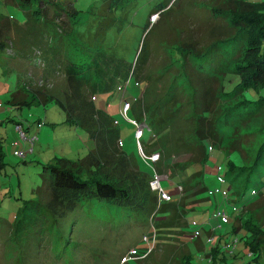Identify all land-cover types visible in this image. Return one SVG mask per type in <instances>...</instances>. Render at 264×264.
<instances>
[{"label":"rangeland","instance_id":"rangeland-1","mask_svg":"<svg viewBox=\"0 0 264 264\" xmlns=\"http://www.w3.org/2000/svg\"><path fill=\"white\" fill-rule=\"evenodd\" d=\"M71 4L82 18L64 30L62 20L68 21ZM106 4L107 0H48L43 14L53 29L39 14L29 16L18 0H0V43L6 46L0 49V154L6 163H0V264H259L253 261L248 244L253 232L243 225L250 222L264 231V154L248 174L249 181L243 183L238 170L255 162L264 141V106L250 114L251 119L247 114L212 117L201 111L198 128L197 119L189 121L192 85L179 75L181 67L206 62L198 53L234 36L229 11H245L243 0H129L109 25L97 14ZM100 24L105 31L98 34ZM56 29L66 33L63 36ZM96 50L127 65L138 58L129 83H120L112 93L97 94L94 102L98 111L115 122L121 139L118 148L122 143L130 156L124 161L120 154L116 167L147 174L154 171L150 181L156 173L165 177L162 188L170 200L159 201L158 206L161 211L178 206L179 211L160 239L157 225L166 217L164 212L153 218L155 212L146 222L127 218L118 207L114 213L105 212V218L103 214L98 217L100 212L92 217L82 211L68 215L67 219L79 218L69 229L67 220L59 229L48 227L47 231L39 226L36 231L42 229L44 235L37 240L33 238L35 225H27L21 233L14 230L25 202L35 204L28 215L49 225L47 206L37 204L49 199L48 177L37 163L52 159L54 163L59 158L78 162L94 144L85 131L66 124V115L56 102L39 100L30 107L12 103L18 81L30 79L26 82L32 84H27L30 91L44 102L46 95L62 99L68 88L64 65L84 62ZM53 60L60 71L48 67V73L38 79L43 65ZM222 79L223 73L214 76L212 72L207 81L192 79L195 88L204 87L197 103L220 98ZM224 83L231 91L238 76L227 74ZM30 91L26 93L34 95ZM244 95L256 106L264 88L247 90ZM241 99H222L213 112L220 115ZM126 102L131 104L129 109ZM132 121L144 128L143 139L138 138L141 147L136 140L138 127ZM17 123L32 126L31 133L43 126L37 130L39 142L27 164L15 153L24 145L14 131ZM153 156L158 160L151 162ZM105 171L115 180L121 178L113 166ZM189 181L196 185L192 194L184 189ZM253 190L261 196L256 199ZM153 198L158 201L157 193L153 192ZM239 203L242 208L236 206ZM219 213L228 215L226 224ZM178 219L185 226L178 225ZM261 248L260 264H264V243Z\"/></svg>","mask_w":264,"mask_h":264},{"label":"trees","instance_id":"trees-1","mask_svg":"<svg viewBox=\"0 0 264 264\" xmlns=\"http://www.w3.org/2000/svg\"><path fill=\"white\" fill-rule=\"evenodd\" d=\"M126 2H129V0H107V4L104 5L102 9H97V14L103 16L108 23L106 25H109V23L114 22L116 16L119 15L117 11L118 8L120 6L123 7ZM44 3L47 4L48 0H18L19 6L25 10L29 16H31L32 13H37L47 26L49 25L52 27L46 19L48 16L43 14L44 8H46ZM243 4L246 6L245 11H229L231 12V23L235 31L234 36L226 40H218L207 52L202 54L198 53L199 59H205L206 62L202 63L198 61V64L181 67L182 72L179 75H182L183 78L187 79L192 85L189 89L194 102L192 99L191 107L193 113L189 121L197 119L199 122L198 128L202 126L201 120L203 118L199 115L201 111H208L212 117H223L232 114L245 117L244 114H247V117L251 119V117L264 106V97H262V101L255 106V103L248 101L244 95L247 90L264 88V0H243ZM133 6L136 5L133 3L132 7ZM32 7L34 9H32L33 11L31 10ZM72 10L71 13L67 12L68 21L62 20L66 22L64 30L68 28L70 22H74L78 19L81 20L82 18L78 11L74 9L73 5ZM214 11L222 10L214 9ZM222 12L224 13V10ZM100 25L97 31L98 34L105 31L103 25ZM64 30L59 32L56 29L55 32L61 33L64 36L66 33ZM102 36H104V34ZM5 47L4 43H0V49H5ZM237 47L239 48L237 49ZM185 48L190 50L195 47ZM92 55L90 54L84 62H69L67 65H64L68 88L62 99H60V97L55 98L52 95H46L44 102L41 96L34 94L30 96L31 100L26 101L24 104V106L26 105L25 107H27L39 100L44 104L56 102L66 115V124L85 131L89 138L95 143V150L91 151L85 158L80 159L78 162H73L66 158H59L54 163H37L41 165L43 172L47 174L48 177L49 199L46 203L42 202L37 204L38 207L42 205L47 206L46 210L50 215L47 220L49 225L37 221L36 215H34V217L33 214H31V216L28 215V210L33 209L35 204L33 203L34 205H32L29 202H25V210L19 215L14 230L21 233L26 229L27 225H35L33 229L35 230L33 238L37 240L38 236L44 235L42 229L36 231V228L39 226L46 227L48 231V227L55 228L57 226L58 228L62 226L63 228V225L69 224V229V226L73 227V225L77 224L79 218L75 216L73 219H67L68 215H77L79 211H82L92 217L93 214L100 212V216L98 217H101L103 214L105 218V212L114 213L112 210L118 207L123 210L127 218H136V220H143L146 222L149 221V218L155 212L153 218L157 217L159 212H164L166 217L159 219L157 225V239H160L163 237V232H166V229L173 225L172 221L176 216L175 211L178 213L179 207L170 206L167 207L165 211H161L162 206H158V203H160L159 199L157 202L154 200L153 192L149 185L150 177L153 176L154 171L152 174H147L138 170L140 173L138 174V172L126 170L124 166L123 169H118L116 167L117 157L120 154L124 161L125 158L128 159L130 156L124 152L122 143L121 148H118V143L119 141L121 142V139L119 129H117V126L114 124L115 122L109 115L98 111L94 102V98L97 94L112 93L120 83L125 81L128 83L135 73V65L138 58H136L135 63L127 65L102 52L97 53V50L92 52ZM43 62L45 63V61ZM214 66H217V68L214 69ZM48 67H51V71H53L55 67L60 71L58 64H56L54 60L49 63L46 62V64L43 65L46 73H48ZM209 72H212L214 76L223 73L221 96L220 98L218 96L215 97L216 100L214 102L211 101L213 97H209L210 99H208V102H201L202 104H199L196 99L202 100L203 97L199 98V95L204 87L195 88L192 79L207 81ZM227 74H235L238 76V83L231 91L227 90L224 83ZM20 83H22V80H20ZM20 86L22 85L20 84ZM22 87V90L29 88L27 84L25 87ZM238 96L242 97L238 103L226 107L222 110L220 115H215L213 111L215 110L214 106L216 103L222 99L236 98ZM167 105L170 106V102H168ZM250 114L252 116H250ZM261 130H264V128ZM144 134L145 132H143L141 139H143ZM136 140L139 141L141 145L142 140ZM143 144L146 145V143ZM263 154L264 141L257 152L254 160L255 162L247 168H239L238 172L243 175V177H241L243 183L246 180L249 181V176L252 173L251 171L259 166ZM3 160V156L0 154V163L5 164ZM191 165L194 166L195 162L194 165L193 163ZM198 165L199 164L195 166ZM109 166H113L117 169L119 171L118 175H121V178L118 180L113 179L111 177L112 175L105 171L106 168L109 169ZM234 172L235 170L233 168L231 174ZM195 186V184H191L189 181L186 184V188H184L186 189L185 192L192 194L195 191ZM198 189L201 190L202 187L198 186ZM252 194L256 199L261 196L255 190L252 191ZM236 206L242 208L240 203ZM34 218L36 220H34ZM28 220L30 221L28 222ZM64 221H66L67 224L64 223ZM169 221H171V223ZM176 222H180L178 225L182 224L185 226V223L179 219ZM243 227L253 232L252 236L249 238L248 244L252 248L253 261L260 264L261 245L264 243V231L263 229L255 228L250 222H247ZM235 231H238V229L235 228ZM215 254L217 257L220 256V251ZM255 254L257 255L255 256Z\"/></svg>","mask_w":264,"mask_h":264},{"label":"built area","instance_id":"built-area-1","mask_svg":"<svg viewBox=\"0 0 264 264\" xmlns=\"http://www.w3.org/2000/svg\"><path fill=\"white\" fill-rule=\"evenodd\" d=\"M124 105H125L126 109L130 108L129 103L126 102V103H124ZM120 109H121V107H120ZM132 123L134 124V126L136 125V123L134 121H132ZM136 126L138 127L136 136H137V138L140 139L143 135L144 128H141L138 125H136ZM39 127H41V125H39ZM15 130L18 134L19 139L24 142V148L22 150L18 151L16 153V155L19 158L24 160V159L28 158L29 156H31L35 153V146L39 142V136L37 133H30L27 129H25V127L23 126L22 123H17L15 126ZM143 157H145V156H143ZM153 159L158 160V156H157V158L155 156H153L149 160H151V162H153L154 161ZM164 180H165L164 176H159L156 173L154 175L153 179L150 181V188L153 192L157 193L160 201L170 200L169 195L162 188V182ZM218 180L221 182V184L225 183V179H223L222 177H218ZM225 199L227 200V198H225ZM218 216L221 218L223 224H226L229 221V217L225 213H223V214L219 213Z\"/></svg>","mask_w":264,"mask_h":264},{"label":"crops","instance_id":"crops-1","mask_svg":"<svg viewBox=\"0 0 264 264\" xmlns=\"http://www.w3.org/2000/svg\"><path fill=\"white\" fill-rule=\"evenodd\" d=\"M6 48V47H5ZM46 75L47 73L44 71V70H42V71H40V74H38L39 76H38V79L40 78V77H42L43 75ZM27 77V76H26ZM28 80H30V79H25V80H22V83H20V80L18 81V87H17V90H16V92L13 94V97H12V103H14V104H16L17 106H22V107H25L24 106V104H25V102L26 101H30L31 100V98H30V96H29V94H27L26 93V91H30L32 88H25L24 90H22L23 89V87L22 86H26V84H29V85H32L31 84V82L29 83H26ZM20 84L22 85V86H20ZM20 86V87H19ZM31 92V91H30ZM31 93H33V92H31ZM34 94V93H33ZM39 95V94H38ZM30 107V106H29ZM20 114H21V112H20V110L18 111ZM22 115V114H21ZM13 116V115H12ZM23 117V116H22ZM10 120H8V122H9ZM11 121H13V119L11 120ZM0 125H1V122H0ZM25 127V129H27L30 133L32 132V130H33V127L32 126H30V125H27V126H24ZM32 127V128H31ZM37 129H35V131L34 132H36L37 134H38V131L37 130H41L42 128H43V126H41V127H39V126H37L36 127ZM14 131L16 132V130L14 129ZM17 133V132H16ZM18 135V134H17ZM19 138V137H18ZM22 145V144H21ZM92 146H91V151H93V150H95V143L93 144H91ZM24 148V145H22V147H21V149L20 150H22ZM20 150H18V151H20ZM18 151H16L15 153H17ZM35 154H33V156H34ZM17 156V155H16ZM18 157V156H17ZM32 157V156H31ZM19 158V157H18ZM30 158V156L28 157V158H26V159H21V158H19V159H21V160H23L24 162H26V164L28 163V161L30 160L29 159ZM41 160V159H40ZM53 160L54 159H52L50 162H53ZM40 163H43V161H39ZM50 162H47V163H50ZM6 164V163H5ZM43 164H46V163H43Z\"/></svg>","mask_w":264,"mask_h":264},{"label":"clouds","instance_id":"clouds-1","mask_svg":"<svg viewBox=\"0 0 264 264\" xmlns=\"http://www.w3.org/2000/svg\"><path fill=\"white\" fill-rule=\"evenodd\" d=\"M137 129V128H136ZM144 132V131H143ZM136 134H137V132H136ZM138 139V138H137ZM139 140V139H138ZM139 146H140V142H139ZM141 147V146H140ZM140 150H141V148H140ZM149 185H150V183H149ZM151 189V188H150ZM152 191V190H151ZM153 192V191H152ZM159 201H160V199H159Z\"/></svg>","mask_w":264,"mask_h":264}]
</instances>
